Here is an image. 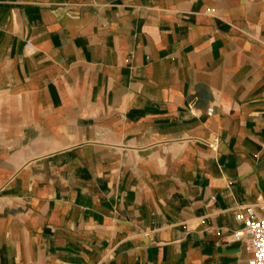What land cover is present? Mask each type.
<instances>
[{
  "label": "crops",
  "instance_id": "1",
  "mask_svg": "<svg viewBox=\"0 0 264 264\" xmlns=\"http://www.w3.org/2000/svg\"><path fill=\"white\" fill-rule=\"evenodd\" d=\"M256 202L264 0H0V264H247Z\"/></svg>",
  "mask_w": 264,
  "mask_h": 264
},
{
  "label": "built area",
  "instance_id": "2",
  "mask_svg": "<svg viewBox=\"0 0 264 264\" xmlns=\"http://www.w3.org/2000/svg\"><path fill=\"white\" fill-rule=\"evenodd\" d=\"M213 107L208 108L212 113ZM217 139L212 146L216 145ZM237 218L243 222V227L233 234L235 240H246L251 252L247 264H264V202L250 203L242 207Z\"/></svg>",
  "mask_w": 264,
  "mask_h": 264
}]
</instances>
